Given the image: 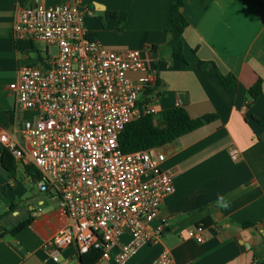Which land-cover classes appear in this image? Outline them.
Instances as JSON below:
<instances>
[{
    "label": "crops",
    "instance_id": "obj_1",
    "mask_svg": "<svg viewBox=\"0 0 264 264\" xmlns=\"http://www.w3.org/2000/svg\"><path fill=\"white\" fill-rule=\"evenodd\" d=\"M174 2L38 0L46 7H81L90 35L105 48L143 52L157 83L141 101L159 112L154 119L159 127L164 126L162 112L177 107L194 118L216 116L211 124L161 147L163 168L175 174V191L155 220L165 224L164 235L126 264H152L162 251L169 252L171 264H264V126L258 121L264 118V0H186V61L173 58L168 47ZM32 4L0 0V131L10 134L26 115L16 113L9 87L23 65L40 66L53 48L13 37L17 11ZM107 12L118 17L107 18ZM200 61L214 62L223 74L234 75L236 86L227 89L217 76L200 71ZM142 76L128 73L135 80ZM258 80L262 94L253 101L248 90ZM233 149L239 151L236 162ZM28 168L17 162L11 178L0 162V228L34 219L17 235L0 231V264H81L75 247L61 251L57 262L45 249L62 223L57 204L38 190ZM200 226L202 243L188 236Z\"/></svg>",
    "mask_w": 264,
    "mask_h": 264
},
{
    "label": "built area",
    "instance_id": "obj_2",
    "mask_svg": "<svg viewBox=\"0 0 264 264\" xmlns=\"http://www.w3.org/2000/svg\"><path fill=\"white\" fill-rule=\"evenodd\" d=\"M30 1L17 11L13 37L45 43L56 53L47 52L40 66L23 65L10 85L15 111L26 117L15 133L0 131L1 148L39 172L35 186L58 206L62 225L44 245L54 261L75 247L79 256L98 249L101 260L126 264L161 241L165 224L155 220L175 191L161 147L125 153L119 144L129 123L158 117L141 101L157 78L141 50H111L94 39L78 5ZM130 72L143 76L131 79ZM230 155L238 161L237 149ZM202 232L200 226L188 236L202 243ZM171 262L162 251L152 264Z\"/></svg>",
    "mask_w": 264,
    "mask_h": 264
},
{
    "label": "trees",
    "instance_id": "obj_3",
    "mask_svg": "<svg viewBox=\"0 0 264 264\" xmlns=\"http://www.w3.org/2000/svg\"><path fill=\"white\" fill-rule=\"evenodd\" d=\"M185 1L175 0L173 3L169 15L171 26L168 30V47L172 56L175 59L183 61H186L184 56L183 34L189 26V22L183 14ZM106 16L107 18H117L118 14L115 12H107ZM199 69L205 74L217 76L227 89H233L236 86L235 76L232 74H223L214 62L200 61ZM262 86V80H258L248 90L253 101H256L261 96ZM161 116L164 123L162 127L156 125L152 115L142 116L129 123L119 139L121 150L125 153H130L162 147L216 120L215 115L191 117L184 108L180 107L163 111ZM258 121L264 126V118L258 119ZM0 162L9 176L11 178L14 177L17 171V162L5 148H1ZM28 171L32 174L35 181L41 178L39 172L34 168H28ZM33 220L30 217L18 222L9 230L0 228V231L4 230L12 235H17L29 227ZM247 225L249 224H245L244 226L246 227ZM80 258L81 264H98L102 258V251L91 249L89 253L81 255Z\"/></svg>",
    "mask_w": 264,
    "mask_h": 264
},
{
    "label": "rangeland",
    "instance_id": "obj_4",
    "mask_svg": "<svg viewBox=\"0 0 264 264\" xmlns=\"http://www.w3.org/2000/svg\"><path fill=\"white\" fill-rule=\"evenodd\" d=\"M55 53H56V49H55V48H52V49H51V54H52V55H55Z\"/></svg>",
    "mask_w": 264,
    "mask_h": 264
}]
</instances>
